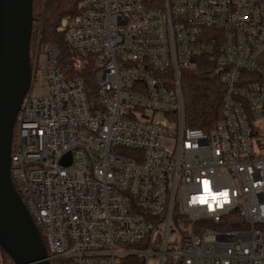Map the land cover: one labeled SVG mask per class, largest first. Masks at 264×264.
Listing matches in <instances>:
<instances>
[{
    "label": "built area",
    "instance_id": "obj_1",
    "mask_svg": "<svg viewBox=\"0 0 264 264\" xmlns=\"http://www.w3.org/2000/svg\"><path fill=\"white\" fill-rule=\"evenodd\" d=\"M77 8L60 30L94 99L38 41L11 138L10 179L48 264H264V0ZM199 60L224 90L208 133L183 120L179 74Z\"/></svg>",
    "mask_w": 264,
    "mask_h": 264
},
{
    "label": "water",
    "instance_id": "obj_2",
    "mask_svg": "<svg viewBox=\"0 0 264 264\" xmlns=\"http://www.w3.org/2000/svg\"><path fill=\"white\" fill-rule=\"evenodd\" d=\"M31 5L32 0H0V248L13 264H48L9 167L14 120L31 83Z\"/></svg>",
    "mask_w": 264,
    "mask_h": 264
},
{
    "label": "trees",
    "instance_id": "obj_3",
    "mask_svg": "<svg viewBox=\"0 0 264 264\" xmlns=\"http://www.w3.org/2000/svg\"><path fill=\"white\" fill-rule=\"evenodd\" d=\"M78 3L79 0H32L33 25L29 44L30 67L34 55L32 50L35 49L38 41L40 46L57 45L59 52L57 65L69 78L75 76L82 81L88 99L92 102L95 96L94 71L92 67L86 65L83 69L77 68L78 60L65 45L60 30L62 20L79 13ZM199 62L196 71L179 74L184 105L183 120L185 128L189 127L208 133L220 121L224 90L219 83V74L215 64H207L202 60ZM13 135L14 130L12 137ZM2 253L3 264L12 263L9 256L3 251ZM165 263L170 264L167 260Z\"/></svg>",
    "mask_w": 264,
    "mask_h": 264
},
{
    "label": "snow or ice",
    "instance_id": "obj_4",
    "mask_svg": "<svg viewBox=\"0 0 264 264\" xmlns=\"http://www.w3.org/2000/svg\"><path fill=\"white\" fill-rule=\"evenodd\" d=\"M203 187H204L205 193H207L208 192V182L207 181H204L203 182ZM226 197H227V194L226 193H220L218 196L211 197V199L213 201H215V200L224 198L225 199V202H226ZM207 201H208V197L207 196H202V197L196 198L194 200V203H199V204L203 205V204H206ZM208 206H209V208H211V204H208Z\"/></svg>",
    "mask_w": 264,
    "mask_h": 264
},
{
    "label": "rangeland",
    "instance_id": "obj_5",
    "mask_svg": "<svg viewBox=\"0 0 264 264\" xmlns=\"http://www.w3.org/2000/svg\"><path fill=\"white\" fill-rule=\"evenodd\" d=\"M62 24H61V27H64L65 26V19L64 20H62V22H61ZM40 29V28H39ZM33 52H34V50H32ZM34 54V53H33ZM44 91V88H42V89H39V90H36V91H34L35 92V94H38L39 92L40 93H42ZM149 260V264H156V259H154V257H152V258H149L148 259ZM128 260H126V262H127Z\"/></svg>",
    "mask_w": 264,
    "mask_h": 264
},
{
    "label": "bare ground",
    "instance_id": "obj_6",
    "mask_svg": "<svg viewBox=\"0 0 264 264\" xmlns=\"http://www.w3.org/2000/svg\"><path fill=\"white\" fill-rule=\"evenodd\" d=\"M13 130H14V128H13Z\"/></svg>",
    "mask_w": 264,
    "mask_h": 264
}]
</instances>
